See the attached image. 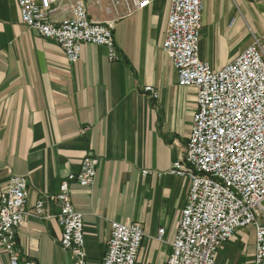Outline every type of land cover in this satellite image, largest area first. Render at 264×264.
Returning a JSON list of instances; mask_svg holds the SVG:
<instances>
[{
	"label": "crops",
	"instance_id": "1",
	"mask_svg": "<svg viewBox=\"0 0 264 264\" xmlns=\"http://www.w3.org/2000/svg\"><path fill=\"white\" fill-rule=\"evenodd\" d=\"M84 1L92 19L113 26L118 60L109 62L103 46L84 43L70 63L57 43L21 23L16 0H0V191L11 174L28 182V213L15 229L16 247L21 259L37 264H71L70 251L59 243L57 202L48 201L49 219L32 207L37 197L55 194L92 153L98 158L93 184L70 186L72 203L83 213L87 264H100L113 220L143 229L136 264H166L188 188L185 178L166 171L184 151L196 110L195 88L178 85L161 49L170 0H151L130 15L113 11L107 0ZM72 2L61 0L52 19L68 18ZM202 3L201 29L208 13L213 19L233 8L231 0ZM210 28L200 32L199 53L217 69L240 52L230 51L214 24ZM146 85L157 88L158 97H149ZM244 231L223 243L216 264H240L244 252L252 264L254 238L241 250L247 233L237 237ZM0 264H10L1 243Z\"/></svg>",
	"mask_w": 264,
	"mask_h": 264
},
{
	"label": "built area",
	"instance_id": "2",
	"mask_svg": "<svg viewBox=\"0 0 264 264\" xmlns=\"http://www.w3.org/2000/svg\"><path fill=\"white\" fill-rule=\"evenodd\" d=\"M61 0H16L20 21L37 35L51 39L67 60L79 59L84 43L101 45L109 61L117 58L112 28L92 19L84 0H73L68 18L54 21ZM151 0H109L127 14ZM258 2L260 0H250ZM202 0H170L161 48L176 71L180 86L196 90V110L184 152L166 171L188 181L166 264H216L222 243L247 225L254 227L252 264H264V38L256 37L230 62L214 69L200 57ZM146 92L156 97L150 86ZM98 158L87 153L79 169L67 174L55 194L38 197L36 215L48 217V201H56L59 243L71 253V264H87L83 213L71 200V184L89 187ZM28 182L11 174L0 191V243L10 264H37L21 259L15 229L25 223ZM164 229L158 230L162 238ZM144 232L136 222H111L100 264H136Z\"/></svg>",
	"mask_w": 264,
	"mask_h": 264
},
{
	"label": "rangeland",
	"instance_id": "3",
	"mask_svg": "<svg viewBox=\"0 0 264 264\" xmlns=\"http://www.w3.org/2000/svg\"><path fill=\"white\" fill-rule=\"evenodd\" d=\"M107 1L109 3V0H107ZM231 3H232L233 8H231L229 10L226 9L223 12H221V11L216 12L213 19H211V16L208 13V18L206 21L203 22L204 26L202 29L200 28V32H202V34H206L207 30H209V31L211 30V28H210L211 24H214L215 29H217L219 32L224 33L225 39L227 41V46L230 47V51L241 52L250 43H252L256 37H258V38L263 37L264 38V0H260L258 2H251L250 0H231ZM109 5L113 11H117V9L119 10V8H121L122 11L118 13L120 15H130V14H127L124 11V9L120 6L114 8L111 6L110 3H109ZM231 16L232 17L234 16L235 19H234V21L231 20L230 23H228V26L226 27V21L228 19H230ZM236 16H238V19ZM103 23L108 24V26H110L112 28V32H113V26L111 24H109L108 22H103ZM201 23H202V19H201ZM166 26H167V22H166ZM165 31H166V27H165ZM165 31H164V36H165ZM164 36H163V39H164ZM163 39H162V41H163ZM114 42H115V40H114ZM161 44H162V42H161ZM116 49H117V58L113 61H116L119 59V50L117 48V45H116ZM113 61H109V62H113ZM146 86H150L151 88H153L157 92L156 97H158V89L157 88H155L154 86H151V85H146ZM143 91H145L144 87H143ZM146 93H148L149 97L156 98V97L152 96L150 94V92H146ZM84 131H85V129L81 130V132H84ZM143 173L146 174L145 172H143ZM47 214H48V217H44V216L42 217L40 215H38V216L45 218V219H49L51 217L49 206H48ZM128 222H133V221H128ZM160 228H163V227H159V229ZM244 228H245V231L242 234H240V233L237 234L238 235L237 237H240L241 235L245 236V233H247V235L245 236L246 241L243 242V246H242L241 250H245L246 248H247V250H249V248H251L252 240L254 238V227L252 225H247ZM244 228L238 229L236 232L243 230ZM235 233L233 234V236L235 235ZM232 237H230V238H232ZM229 239H227V240H229ZM226 241H224V242H226ZM223 243H222V245H223ZM253 253H254V250H253ZM253 253H252V260H253ZM242 256H243V259L240 262V264H243L246 261L247 253L244 252ZM246 264H247V261H246Z\"/></svg>",
	"mask_w": 264,
	"mask_h": 264
},
{
	"label": "bare ground",
	"instance_id": "4",
	"mask_svg": "<svg viewBox=\"0 0 264 264\" xmlns=\"http://www.w3.org/2000/svg\"><path fill=\"white\" fill-rule=\"evenodd\" d=\"M178 226V225H177Z\"/></svg>",
	"mask_w": 264,
	"mask_h": 264
}]
</instances>
